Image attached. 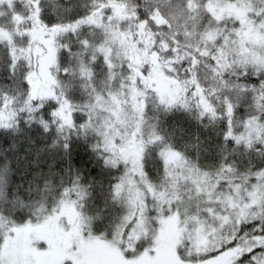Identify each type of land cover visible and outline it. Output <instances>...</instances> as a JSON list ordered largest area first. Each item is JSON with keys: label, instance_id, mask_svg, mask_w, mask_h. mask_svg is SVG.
Wrapping results in <instances>:
<instances>
[{"label": "snow or ice", "instance_id": "1", "mask_svg": "<svg viewBox=\"0 0 264 264\" xmlns=\"http://www.w3.org/2000/svg\"><path fill=\"white\" fill-rule=\"evenodd\" d=\"M0 264H264V0H0Z\"/></svg>", "mask_w": 264, "mask_h": 264}]
</instances>
